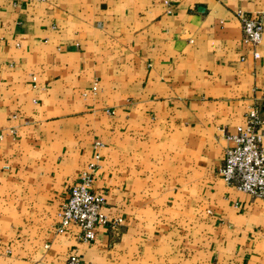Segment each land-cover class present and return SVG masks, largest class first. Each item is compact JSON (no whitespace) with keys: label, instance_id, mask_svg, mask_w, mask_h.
<instances>
[{"label":"crops","instance_id":"obj_1","mask_svg":"<svg viewBox=\"0 0 264 264\" xmlns=\"http://www.w3.org/2000/svg\"><path fill=\"white\" fill-rule=\"evenodd\" d=\"M253 106L264 0H0V264H264V201L220 175ZM95 142L122 224L82 243L55 224Z\"/></svg>","mask_w":264,"mask_h":264},{"label":"built area","instance_id":"obj_2","mask_svg":"<svg viewBox=\"0 0 264 264\" xmlns=\"http://www.w3.org/2000/svg\"><path fill=\"white\" fill-rule=\"evenodd\" d=\"M167 4V2H166ZM170 13V10H168ZM241 23L242 41L252 47V56L260 57L256 48L263 37V24L257 17L237 11ZM35 81L36 78H33ZM97 87H92L95 93ZM264 113L253 106L245 115V123L238 126L236 133L229 137L225 149L223 166L220 175L223 181L237 191L264 201ZM14 131H10L13 134ZM94 159L80 174L77 182L71 187L69 196L57 213L55 234L66 235L68 229L76 228L75 238L82 243L95 239L97 227L117 231L122 224L120 218H109L104 208L106 205L103 193L93 190V172L100 161L102 144L95 142ZM66 264H86L77 254H71Z\"/></svg>","mask_w":264,"mask_h":264}]
</instances>
